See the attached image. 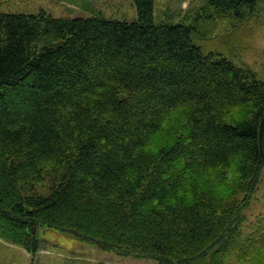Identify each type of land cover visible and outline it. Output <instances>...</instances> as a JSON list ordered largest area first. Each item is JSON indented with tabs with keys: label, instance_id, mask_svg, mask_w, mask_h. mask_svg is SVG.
Returning <instances> with one entry per match:
<instances>
[{
	"label": "trees",
	"instance_id": "obj_1",
	"mask_svg": "<svg viewBox=\"0 0 264 264\" xmlns=\"http://www.w3.org/2000/svg\"><path fill=\"white\" fill-rule=\"evenodd\" d=\"M257 1L181 19L156 20L154 0H131L132 21L0 13V239L34 255L45 226L158 264L252 263L242 209L264 167V82L193 37ZM175 110L182 133L153 146Z\"/></svg>",
	"mask_w": 264,
	"mask_h": 264
},
{
	"label": "rangeland",
	"instance_id": "obj_2",
	"mask_svg": "<svg viewBox=\"0 0 264 264\" xmlns=\"http://www.w3.org/2000/svg\"><path fill=\"white\" fill-rule=\"evenodd\" d=\"M205 0H154L156 20L165 16L181 19L195 15ZM52 18H88L93 15L116 20L135 19L131 0H0V13L38 14ZM194 42L204 52L213 51L236 65L251 69L264 82V0H258L255 10L242 19L221 17L201 24ZM183 131L182 110L170 112L161 129L150 137L153 146L171 142ZM228 188L224 190L228 193ZM243 194L238 197L241 199ZM242 209V239L254 249L248 254L249 264H264V167L258 183ZM39 251L30 255L19 246L0 239V264H158L147 258L119 257L86 244L77 238L45 226L37 228ZM253 253V254H250ZM231 251L227 262L240 264L244 258Z\"/></svg>",
	"mask_w": 264,
	"mask_h": 264
}]
</instances>
